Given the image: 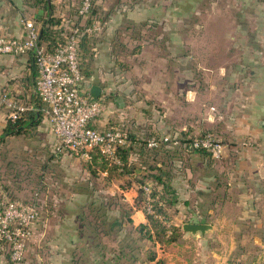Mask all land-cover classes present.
<instances>
[{
  "label": "crops",
  "instance_id": "1",
  "mask_svg": "<svg viewBox=\"0 0 264 264\" xmlns=\"http://www.w3.org/2000/svg\"><path fill=\"white\" fill-rule=\"evenodd\" d=\"M185 1L96 0L94 29L86 45L93 51L85 61L90 76L84 75V82L99 85L98 97L104 102L91 124L103 128L110 123H123L129 132L160 130L167 135L188 137L210 131L218 136L223 142L219 158L191 147L192 151L182 152L185 164L174 178L181 202L173 214L180 226L186 221L210 223L213 227L208 231L216 235H192L182 227L179 234L198 238L201 244L206 238L212 239L217 245L223 236L218 235L219 228L233 227L236 231L242 225L256 229L250 238L264 250V7L260 5L264 2L209 0L210 6L205 9L201 0H194L198 7L194 18L199 16V22L187 33L181 27L186 11L180 5ZM80 2L0 0V33L22 35V21L26 18L33 19L38 27L48 17L59 18L63 24L64 18L77 17ZM253 4L261 10L250 11ZM156 26L159 28L154 32ZM172 35L177 38L176 43L170 41ZM188 35L194 37L191 43ZM191 48L193 60L185 54L170 58L172 49H183L185 53ZM121 49L132 53L138 64L126 63L125 70L118 69L115 60ZM145 52L155 55L150 61L154 65L153 76L148 71L150 82L142 81L146 72L139 70L142 59H136ZM35 76L29 52L0 54V89L10 90L19 101H26L34 92ZM8 111L0 109V161L13 136L2 134ZM34 132L39 135L42 149L49 150L47 161L56 165L65 185L58 189V175L49 174L53 195L59 197L41 207L42 215L36 225L50 229L43 239L53 252L50 261L66 263L67 252L81 247L86 240L78 232V217L89 188L76 189L73 183L85 184L94 175L79 157L63 149L57 151L58 140L47 114ZM52 154L55 159L50 157ZM96 170L104 183L95 188L94 195L121 199L131 208L133 224L147 222L142 207L135 205L139 186L136 177L145 169L136 167L134 175H130L115 173L104 164L96 165ZM124 179L126 184L122 183ZM214 212L219 213L216 219H212ZM234 235L236 239L246 238L244 233ZM0 264H10L1 252Z\"/></svg>",
  "mask_w": 264,
  "mask_h": 264
},
{
  "label": "rangeland",
  "instance_id": "2",
  "mask_svg": "<svg viewBox=\"0 0 264 264\" xmlns=\"http://www.w3.org/2000/svg\"><path fill=\"white\" fill-rule=\"evenodd\" d=\"M201 2L202 7L205 9L210 6L209 0H201ZM260 5L264 7L263 3ZM180 6L186 11V18L181 21L183 24L181 27L182 29H186L188 33V30L190 28L194 29L195 24L199 22V16L196 20L194 18V15H197L195 8L198 7L197 4L195 6L194 0H186L185 3ZM223 6L225 7V5ZM259 8L260 7H257L254 4L252 8L249 6L250 11H259L261 10ZM247 23H249V21H247ZM158 26H156L157 28H153L154 32L158 30ZM193 38V36L188 35L187 40L191 43ZM170 41L176 43L177 38L172 35ZM126 49L128 50L130 48L126 47ZM126 49H121V51H119V55H117L118 58L123 61L125 65L126 63L138 64V62H135V59H133L132 53L125 52L127 51ZM186 51L184 53L183 49H180L179 51L172 49V51H170V58H178L179 55L181 56V54H185L189 60H193L194 53L192 48L187 52ZM125 54L131 55L124 57ZM136 59H142L141 64L139 63V70L142 69L146 72L145 75L142 76V81L150 82L148 79L150 78L148 71H152L153 76L154 65L151 64L150 61L155 59V55L153 53L149 54L145 52L140 58L136 57ZM148 61L149 63L146 64ZM174 113H176V110ZM32 132L31 135H13L4 147L6 154L3 155L2 160L0 161V200L8 196L12 197L5 199L3 208L6 205L7 200L26 202L27 199L29 200L33 197H38V202L42 207L48 206L53 203V201H57L59 196L53 195L54 191L50 186V184H52L50 181V173L53 176L58 175L57 179H55V183L58 182V189L59 187H65L62 179L59 177V171L56 170V165L46 161L49 156V150L46 152L42 149L43 146L38 144V140H40L38 138L39 135L34 131ZM92 153L97 157L96 161H99L100 157L98 156H100V153L98 150L95 149ZM51 156L55 159L54 154ZM48 160H50V158H48ZM44 163H48L45 170L42 168ZM39 174L42 175V180L40 182L41 185L38 183V181H40ZM91 181L96 186H100L104 183L103 179L98 178V175H94V178H92ZM89 182L87 181V184H73L76 189H84V187L89 188V185L91 184ZM122 183L126 184V180L124 179ZM88 198V195L83 197L84 200ZM120 202L123 201L121 200ZM218 214L219 213L214 212L212 219H216ZM41 215L42 213L40 216ZM172 217L174 220L178 219V217L177 219L175 216ZM36 223L37 221L29 227V233L25 238L23 259L30 264H56L55 262L50 261V259H53V252L49 250L50 248L47 247L48 244L43 240L46 239L47 234H50V229L47 227L43 229V226L41 229ZM217 231L219 232L218 235H223L221 237L222 241H219L217 245L212 239L208 240V238H206L207 240H205L204 244H201V241L197 240L198 238H185L180 234L174 236V239L170 243H165L162 241L163 235L160 230L159 233L154 231V233H152L153 236L150 239L142 238L138 232H135V230L131 228V224L128 223L120 234L121 237H125L120 244L123 246L119 247V244L114 242L110 236H106L100 237L103 246L97 247L95 246L97 237L93 239L95 242H91L90 236L84 241V244H82L81 247H76L71 251H68V261H66V263L60 262V264H93V258L95 259L94 262L96 261V264H101L103 261H112L111 257H116L118 255L120 259L119 261L114 259V261H112L114 264H264V250L259 247L260 245L258 246V244L254 243L252 238H250V234H256V229L247 226L242 227V225H240L236 231L233 227H222ZM235 232L241 234L244 233L246 238L243 239L242 237H238L236 239L234 235ZM206 233L207 235H216V233L211 231H207ZM227 235H229V238H226ZM231 236L233 237V241L231 240ZM234 238L236 239L235 241ZM153 253L155 254V259L144 261L145 258L147 259V257ZM48 255H50V257H48ZM102 256H106V259L103 260L104 257ZM134 256L136 257V263H133V259H135Z\"/></svg>",
  "mask_w": 264,
  "mask_h": 264
},
{
  "label": "built area",
  "instance_id": "3",
  "mask_svg": "<svg viewBox=\"0 0 264 264\" xmlns=\"http://www.w3.org/2000/svg\"><path fill=\"white\" fill-rule=\"evenodd\" d=\"M95 2L81 0L78 7L80 21L76 25L70 24V18H64L62 25L67 29L65 39L54 51H49L39 43V27L33 19L26 18L22 21V35L0 34V54L31 53L37 70L34 93L46 105L44 113L58 140L57 151L68 150L88 161L91 160L92 151L97 149L110 162L121 165L116 149L131 142L128 129L122 123H110L103 128L93 126L91 122L101 113L104 101L80 86L84 82V75L80 69L78 41L82 31L92 32L94 29L93 24L85 25L83 20ZM30 107V103L19 101L8 89L0 92V109L9 110L8 117H17ZM168 139L167 134L161 136V141ZM158 142L155 136L147 140L148 146H157ZM173 142L178 143L176 139ZM190 147L203 148L216 159L222 155L223 142L208 132L194 137ZM140 186L145 195L143 209L154 213L151 186ZM39 218L40 211L34 202L7 200L0 211V238L8 242L10 257L14 262L23 258L29 227Z\"/></svg>",
  "mask_w": 264,
  "mask_h": 264
},
{
  "label": "trees",
  "instance_id": "4",
  "mask_svg": "<svg viewBox=\"0 0 264 264\" xmlns=\"http://www.w3.org/2000/svg\"><path fill=\"white\" fill-rule=\"evenodd\" d=\"M35 1L39 2L41 0ZM96 12L97 7L95 3H93L89 9L87 17L83 20L85 25L94 24V15ZM79 18L80 17L78 15L75 18H71L70 24L74 23L76 25L80 21ZM139 24L141 25L142 22ZM140 25H138V27ZM80 28L83 29V26H81ZM66 31L67 29L61 24L59 18H44L42 20V25L39 27V43L43 44L45 48L49 51H54L58 47V45L64 41ZM91 33L92 32L82 31L78 41L80 69L82 71V74L85 76H90V71L88 70L85 61L86 58L91 57V55L93 54L92 50L89 51L86 48L87 42L89 41L88 36ZM32 61L36 70L33 57ZM115 61L118 69H126V65L119 58H117ZM3 89L6 88H1L0 92ZM24 102L30 103L31 107L23 111L21 115L17 117H7L6 122L3 126V135H31V133H33L32 131H34L35 127L39 124L41 118L45 116L44 110L46 108V105L36 93L32 92V95L29 97V99H26V101L24 100ZM208 132L210 131H204L200 134L190 135L188 137L178 136L177 134L173 133L171 135L168 134V140L161 141V136L166 135V133H162V131L160 130H150L149 132L145 130H142L140 132L131 131L129 132V138L131 142L129 144L119 146L116 149V154L122 162L121 165L115 162H110L108 158L101 154L100 156H98L100 157L99 161H96L97 157H95L93 153L91 160H82L86 162L84 165L88 168V172H90V175L97 174L95 164H108L111 171L115 173L121 172L122 174L130 175H134L136 167H141L142 169H145V173L141 174L140 176L138 175L136 179L139 182L138 185L149 184L151 186L153 196L152 206L154 208V213H148L145 209H143L145 195L143 193L142 187L138 186V193L135 199V205L142 207L143 211L146 214L147 222L133 224L129 216L131 209L130 206H128L124 202H120L117 197L115 200V197L111 196L104 197L100 195H94L93 192L98 186L94 185V183L89 180V183H91L89 185L90 197L89 199L85 200V202L83 203L84 209L82 212L79 213V234L81 233V236H83V238L85 239H88V237L91 236V242H95L93 241V239L97 237V241L95 242V246L97 247L103 246L101 243L102 239L100 237H102L103 235L107 237L110 236V238L114 242L118 243L119 247H121L123 245L120 244L122 243L125 237H121L120 234L124 230L125 225L130 223L131 228L135 230V232H138V234L142 238L150 239L152 238V233H154V231L159 233L160 230L162 232L161 234L163 235L162 241H164L165 243H170L174 239V236L179 235L181 227L179 224L175 223V220L172 216L173 214H176L178 212V208L180 206L179 203L181 202V199L179 198L178 194V189L174 184V178L177 176L176 174L178 172V169L185 164V158L182 156V152L196 150L206 155H209V153L203 148L194 147L192 148V150H189L190 144L194 137L202 136ZM150 136H155L156 139L159 141L157 146H148L147 140ZM174 139H176L178 143H174ZM64 151L70 153V151L68 150ZM55 152L57 151L55 150ZM145 164L148 166V170H146ZM46 165H48V163H44L42 165V168L44 170ZM41 176L42 175L39 174L40 181H38V183H40L42 180ZM11 197L12 196H8L6 198ZM6 198L0 200V211L3 209V205L5 204ZM26 202L36 203L38 205L40 214L42 213V206L38 202V197H33L29 200L27 199ZM184 202L186 203V201ZM0 252L8 259L10 264H30L23 258L18 262H14L10 257L9 244L4 238H0ZM102 257H104L103 260L106 259V256ZM111 259L112 261H114V259L119 261L120 258L118 255L116 257H111ZM153 259H155L154 253L147 257V259L145 258L144 261ZM94 260L95 259L93 258V264H96V261L94 262ZM133 260V263H136V257ZM112 261H107L109 263L103 261L101 262V264H114Z\"/></svg>",
  "mask_w": 264,
  "mask_h": 264
},
{
  "label": "water",
  "instance_id": "5",
  "mask_svg": "<svg viewBox=\"0 0 264 264\" xmlns=\"http://www.w3.org/2000/svg\"><path fill=\"white\" fill-rule=\"evenodd\" d=\"M80 86L84 88H88L90 93L94 96H99L101 92V87L97 84H93L89 81L83 82ZM182 229L184 231L190 232L192 235H200L204 236L205 233L210 230L213 226L210 223L206 222H194V221H186L182 223Z\"/></svg>",
  "mask_w": 264,
  "mask_h": 264
}]
</instances>
